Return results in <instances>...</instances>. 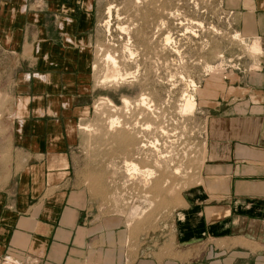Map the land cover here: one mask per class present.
Here are the masks:
<instances>
[{
    "label": "crops",
    "instance_id": "1",
    "mask_svg": "<svg viewBox=\"0 0 264 264\" xmlns=\"http://www.w3.org/2000/svg\"><path fill=\"white\" fill-rule=\"evenodd\" d=\"M95 2L0 0V98L8 99L0 117V260L264 264V0L242 1L241 16V31L261 52L203 85L197 183L138 246L94 214L73 170L77 130L97 92L88 82Z\"/></svg>",
    "mask_w": 264,
    "mask_h": 264
},
{
    "label": "rangeland",
    "instance_id": "2",
    "mask_svg": "<svg viewBox=\"0 0 264 264\" xmlns=\"http://www.w3.org/2000/svg\"><path fill=\"white\" fill-rule=\"evenodd\" d=\"M242 1L95 2L97 23L91 34L88 82L97 92L77 130L79 145L73 151V170L93 198L94 214L119 224L130 243L138 246L148 234L164 227L180 193L197 183L206 140V121L199 114L205 104L201 101L205 81L210 77L217 81L226 70L241 69V60L258 55L250 51L257 39L248 41L241 31ZM167 35L172 39L168 45L164 43ZM128 50L134 53L132 57ZM106 52L118 60L121 73L131 78L113 87L99 84L106 72L102 62ZM190 80L195 89L189 87ZM186 94L194 96L196 108L183 114L180 110ZM141 97L148 99L152 111L138 108ZM123 98L130 102L129 108L124 107ZM7 100L0 98V117ZM108 117L119 119V128L113 132L107 129ZM147 125L149 130L142 129ZM154 141H158L157 150L141 148ZM129 161L141 170L152 169L150 182L142 175L131 179L125 169ZM0 264L18 263L4 257Z\"/></svg>",
    "mask_w": 264,
    "mask_h": 264
},
{
    "label": "bare ground",
    "instance_id": "3",
    "mask_svg": "<svg viewBox=\"0 0 264 264\" xmlns=\"http://www.w3.org/2000/svg\"><path fill=\"white\" fill-rule=\"evenodd\" d=\"M108 10H107V14H108V17H109V19L112 17V7L110 6L109 8H107ZM116 12V11H115ZM118 13V12H117ZM139 16V15H138ZM125 21V20H124ZM106 25L109 27L110 26V22H107L106 23ZM162 25V24H161ZM126 27V26H125ZM189 28V27H188ZM121 31H124V32H126L127 30L125 29V28H119ZM134 30V29H133ZM162 30V29H161ZM189 31V30H188ZM128 33V32H127ZM157 33V32H156ZM128 36V35H127ZM154 37V36H153ZM236 37V36H235ZM253 42V41H252ZM164 43L166 44V45H168V44H170V43H172V39H171V37L169 36V35H167L165 38H164ZM247 45V44H246ZM141 49V48H140ZM250 51L252 52V53H254V54H259L260 52H261V49H260V44H259V42L256 40V41H254L253 42V44H252V46H251V48H250ZM128 52H129V50H128ZM132 52V51H131ZM131 52H129V53H131ZM150 52V51H149ZM134 54V53H133ZM133 54L131 53L130 55H131V57L133 56ZM115 56V55H114ZM178 59V58H177ZM105 62L104 64H105V68L104 69H106V72H105V74L103 75V78H102V80H100V82H99V84L102 86V87H104L103 85H105V87H106V85L107 86H109V87H113V86H118L119 84H122L123 82H125L131 75L130 74H123V73H121V71L119 70V65H118V60L116 61V58L115 57H113L112 55H111V53H109V52H106L104 55H103V60H102V62ZM121 65V64H120ZM95 67V66H94ZM127 70V69H126ZM124 72V71H123ZM214 71H210V73L212 74ZM137 74V73H136ZM131 78V77H130ZM131 81V80H130ZM125 84V83H124ZM189 87H192L193 89H195L196 88V85H195V83L193 82V81H189ZM194 91V90H193ZM184 95V94H183ZM107 100V99H106ZM139 100V99H138ZM137 100V101H138ZM147 100L148 99H146V98H142L141 97V99H140V101L138 102L139 103V106H138V108L140 107V106H142V107H144L147 111H152L151 110V108H152V106H151V104L149 105V101L147 102ZM105 103V102H104ZM122 103L124 104V107L125 108H129L130 107V102L127 100V99H124L123 98V101H122ZM137 103V104H138ZM151 103V102H150ZM100 104V103H99ZM107 106H110V107H112V104L109 102V101H107ZM98 107H100V106H98ZM105 107H106V105H105ZM115 108V107H114ZM137 108V109H138ZM195 108H196V101H195V98H194V96L191 94H186L185 96H184V102H183V106H182V110H180V111H182L181 113H183V114H188V113H192L194 110H195ZM111 109V108H110ZM131 109V108H130ZM99 110V109H98ZM122 110V109H121ZM113 111V110H112ZM116 111V110H115ZM117 112V111H116ZM124 112V111H123ZM122 112V113H123ZM115 113V112H114ZM151 113V112H150ZM182 115V114H181ZM117 116V115H116ZM115 116V117H116ZM108 119H110V120H108V130L109 131H114V129L117 127V128H119V126H118V124H119V119H111V118H109L108 117ZM121 121V120H120ZM121 123V122H120ZM150 125V124H149ZM87 127V126H86ZM121 127H122V125H121ZM132 127V126H131ZM116 128V129H117ZM84 129H86V128H84ZM83 129V130H84ZM87 129H88V127H87ZM115 129V130H116ZM142 129H145V130H149L150 129V126H146L145 128H142ZM89 130V129H88ZM134 130V129H133ZM134 131H136V130H134ZM108 132V131H107ZM133 132V131H132ZM140 132V131H139ZM135 134V133H134ZM137 134V133H136ZM142 134V133H141ZM116 135H118V134H116ZM120 137H122V134H120L119 135ZM146 136V135H145ZM136 137V136H135ZM144 138V137H143ZM145 139V138H144ZM141 143V142H140ZM144 143V142H143ZM148 143V142H147ZM158 144V141H154V142H150V143H148V144H146V143H144V144H142L141 145V148H155L156 150H157V147H156V145ZM159 145V144H158ZM140 148V149H141ZM148 153V152H147ZM150 153V152H149ZM160 153V152H159ZM161 154V153H160ZM141 155V154H140ZM159 156H161V155H159ZM163 157V156H162ZM125 169H126V171H127V174L129 175V177L132 179V178H135L136 176H143L144 178L143 179H145V181L146 182H150V180L153 178V176H154V171L151 169H146L145 168V170H141V168H140V166L135 162H126L125 163ZM175 173H178V171L176 170L175 171ZM127 175V176H128ZM155 180V179H154ZM156 183V182H155ZM155 186V185H154ZM98 187V186H97Z\"/></svg>",
    "mask_w": 264,
    "mask_h": 264
}]
</instances>
